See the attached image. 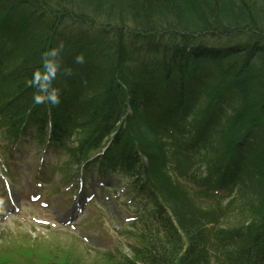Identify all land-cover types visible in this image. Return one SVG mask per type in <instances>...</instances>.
Masks as SVG:
<instances>
[{
    "label": "trees",
    "instance_id": "16d2710c",
    "mask_svg": "<svg viewBox=\"0 0 264 264\" xmlns=\"http://www.w3.org/2000/svg\"><path fill=\"white\" fill-rule=\"evenodd\" d=\"M104 1L0 0V29L5 32L0 80H9L12 88L6 96L10 99L0 105L2 124L18 131L35 121L43 133L49 119L46 141L54 146L75 132L76 145H64L73 160L110 139L106 155L119 154L123 170L149 191L154 215L170 237L166 244L155 233V242L137 257L140 264H191L202 244L198 232L211 217H198L201 208L192 205L169 174L167 151L176 149V164H183L176 172L185 177L192 164L188 153L198 144L203 149L211 144L212 150L198 151L208 171L216 160V167L225 170L237 156L236 147L243 150L260 178L251 182L256 201L248 203L251 219L239 232H247L249 251L264 256V0H126L131 5L124 17L109 11L113 0ZM84 18L112 26L113 37L94 23L80 32L76 28L86 25ZM115 40L121 49L114 48ZM60 41L65 48L59 55L81 68V74L73 70L65 75L58 64L53 83L61 91V103L36 105L32 72L43 71L44 53ZM110 43L111 56L102 51ZM78 54L86 58L83 65L75 63ZM170 118L171 127L179 124L182 130L162 135L155 122ZM172 217L192 230L185 248L168 233L174 228Z\"/></svg>",
    "mask_w": 264,
    "mask_h": 264
},
{
    "label": "rangeland",
    "instance_id": "374dc122",
    "mask_svg": "<svg viewBox=\"0 0 264 264\" xmlns=\"http://www.w3.org/2000/svg\"><path fill=\"white\" fill-rule=\"evenodd\" d=\"M116 1L113 0L110 4L111 7L109 11L115 12L118 10L122 12L121 16L127 15L131 1L120 0L119 3ZM116 14L118 16L120 15V13ZM87 20L90 19L84 18V24L86 25H83V30L85 33L87 27L91 23H94L95 29L97 26L101 31L107 30V38L113 37L111 34L112 31H114L112 30V26L108 27L103 21L96 22L95 20L91 23H87ZM78 26L79 24L76 29H78ZM122 35L125 37L126 34L122 33ZM78 40L82 42L81 38H78ZM83 41L86 42V39ZM112 43L115 49L122 48V44L118 40ZM110 45L111 43L107 46L109 48L106 49H104V46L102 51L111 56L112 51ZM58 60H62V56L59 57ZM65 66L74 69L69 62L65 64ZM0 85L2 92H4V96L7 95V89L10 87L9 80L1 81ZM143 135L144 132L141 133V138ZM21 143L22 144L16 146L10 145V141L3 134H0V146L4 147L6 150L13 151L16 155V160L20 162L19 165H16L18 174L16 172L14 173L13 183L11 182V185L16 189V197L18 198L19 194L22 193L21 191L26 189L27 186L32 188L31 186H33L38 178H44L45 186L42 188V198H47L51 205L48 207H41L39 202L25 203L24 200H21L20 209L15 213L9 210L10 207H12L11 205H9L8 208L6 207V222L0 225V240H3V244H8L7 246L4 245L6 246L5 248H12V250L15 246L23 248L19 249L21 253L24 254V257H21L20 261L24 259L25 264H33V262L36 264H47L48 260L53 257H56L58 260H63L66 256L67 258L70 257L72 260L77 261L78 264H104L107 262L108 264H113L110 262L113 259L108 256L109 253H107L106 250L121 248L127 241L131 240L130 238L127 239L125 235H128V232L132 229V227H129L130 229L127 227L130 226L127 224H130L132 221H127L125 218L130 216L135 217L137 206H139V202L134 200L135 198L132 197V192L129 188L127 190L125 188L121 189V187H124V179L120 175L115 174L104 176L98 171L99 168H97L96 165L93 166L91 172L87 174L88 181L85 190L87 193L93 191L97 192V199H93L91 201L93 203H91L88 208L83 209L81 215L75 218L74 223L76 229H72L69 225L61 226V224L54 220L56 214L52 213L55 200L58 199L55 195L59 193L58 189L62 183L71 180L75 175L64 179L59 171L63 170L65 173H70L73 167L67 163L66 157L61 154L57 155V152H55L56 155L51 154L52 151L49 152L50 155H41V150H37L36 146L33 145L31 141L28 143ZM204 148L207 149V143H205ZM41 156H44L45 160L44 165L40 167ZM51 161H53L52 165ZM204 161L205 160L200 163L201 161L199 160L193 163V168L196 170V174L200 180L204 178V175H207ZM200 164H202V167L199 166ZM102 178H104L106 183L103 184L104 186L99 185L97 188L95 184L98 179ZM109 180H111V183ZM34 191L37 190L33 189L28 192ZM104 195H109L110 200L106 201ZM222 196H224V198L221 200L220 205L228 216L226 220L229 226H235L236 228L240 226L241 223H245L247 220L251 219L249 212L246 210V205L245 207L242 206V203H230L226 205V202H228L232 196L227 194V192ZM252 198L253 194L247 193L245 198L242 197V201L249 202ZM233 199L234 198H232L231 201ZM92 204H95V206ZM109 204L111 207H109ZM0 210L5 211V205L2 204ZM214 213L219 214L216 211H214ZM42 217L48 219L47 224L37 222V218ZM27 224L31 225L28 226ZM219 224L224 226L226 221L222 219ZM31 227L32 229L34 228L35 232H32ZM220 234L222 235V232H220ZM83 235L88 236L89 239L87 242L83 240ZM205 239H207V234ZM31 243H33L35 247H31ZM99 246L101 249L105 250H96ZM137 254L141 255L142 252L138 251Z\"/></svg>",
    "mask_w": 264,
    "mask_h": 264
},
{
    "label": "clouds",
    "instance_id": "9594fccd",
    "mask_svg": "<svg viewBox=\"0 0 264 264\" xmlns=\"http://www.w3.org/2000/svg\"><path fill=\"white\" fill-rule=\"evenodd\" d=\"M65 48L63 41H60L55 47H50L44 53V59L41 67L43 71L34 70L31 75L30 84L34 89L32 100L36 105L56 106L61 103V91L56 87L53 81L57 78L59 65L55 59ZM75 63L83 65L85 56L78 54L75 56ZM65 75H71L72 69L65 66Z\"/></svg>",
    "mask_w": 264,
    "mask_h": 264
},
{
    "label": "bare ground",
    "instance_id": "6f19581e",
    "mask_svg": "<svg viewBox=\"0 0 264 264\" xmlns=\"http://www.w3.org/2000/svg\"><path fill=\"white\" fill-rule=\"evenodd\" d=\"M78 28L80 29V32H81L83 25H79ZM71 29H73V28H71ZM244 30L250 31L249 27H247V26H244ZM73 31L76 33L75 30H73ZM206 38H210V36H206Z\"/></svg>",
    "mask_w": 264,
    "mask_h": 264
}]
</instances>
